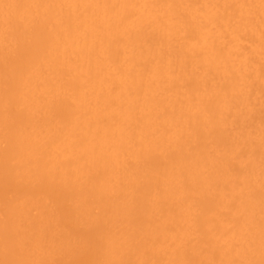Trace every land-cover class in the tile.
Here are the masks:
<instances>
[{
	"label": "bare ground",
	"instance_id": "obj_1",
	"mask_svg": "<svg viewBox=\"0 0 264 264\" xmlns=\"http://www.w3.org/2000/svg\"><path fill=\"white\" fill-rule=\"evenodd\" d=\"M263 116L264 0H0V264H264Z\"/></svg>",
	"mask_w": 264,
	"mask_h": 264
},
{
	"label": "rangeland",
	"instance_id": "obj_2",
	"mask_svg": "<svg viewBox=\"0 0 264 264\" xmlns=\"http://www.w3.org/2000/svg\"><path fill=\"white\" fill-rule=\"evenodd\" d=\"M262 118H264V116H263ZM0 174H2L1 171H0ZM1 178H3V174H2V176H1ZM0 181H3V180H0ZM0 184L6 185L5 183H0ZM8 193H9V194H8ZM0 195H1V196H0V197H1L0 200L2 201V199H3V197H2V193H0ZM5 195H6V197H7V195H9L7 199H9L11 196H12L13 198L16 197V196H14L15 194L13 193V190H12V192L10 191V192H7V194H3L4 198H5ZM10 199H11V198H10ZM10 199H9V200H10ZM9 200H8V201H9ZM67 224H68V225H67ZM69 224H70V222H69V223L66 222V223L64 224V225H66L65 228H67V227L69 226ZM70 225H72V224H70ZM73 226H74V225L68 227L67 230H69V228H70L71 231H73V230H74V229H72ZM75 231H77V229H76ZM79 255H81V253H80ZM75 264H76V263H75ZM77 264H79V263H77Z\"/></svg>",
	"mask_w": 264,
	"mask_h": 264
}]
</instances>
